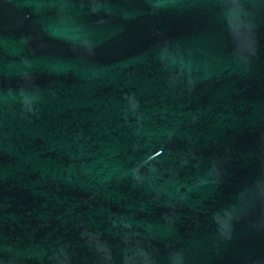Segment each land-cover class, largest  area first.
I'll use <instances>...</instances> for the list:
<instances>
[{"label": "water", "instance_id": "water-1", "mask_svg": "<svg viewBox=\"0 0 264 264\" xmlns=\"http://www.w3.org/2000/svg\"><path fill=\"white\" fill-rule=\"evenodd\" d=\"M0 264H264V0H0Z\"/></svg>", "mask_w": 264, "mask_h": 264}]
</instances>
